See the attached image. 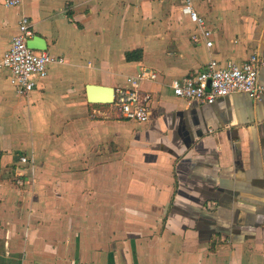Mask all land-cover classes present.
Instances as JSON below:
<instances>
[{
  "label": "crops",
  "instance_id": "obj_1",
  "mask_svg": "<svg viewBox=\"0 0 264 264\" xmlns=\"http://www.w3.org/2000/svg\"><path fill=\"white\" fill-rule=\"evenodd\" d=\"M181 5L0 2V53L25 16L64 59L24 99L0 68V264H264V93L202 105L168 87L211 60L264 59V0H193L211 48ZM143 70L146 123L87 102L86 86Z\"/></svg>",
  "mask_w": 264,
  "mask_h": 264
},
{
  "label": "built area",
  "instance_id": "obj_2",
  "mask_svg": "<svg viewBox=\"0 0 264 264\" xmlns=\"http://www.w3.org/2000/svg\"><path fill=\"white\" fill-rule=\"evenodd\" d=\"M35 1V0H31ZM6 8H16L23 0H0ZM180 12L195 24L199 34L193 36V42L201 37L207 48L213 46L212 32L206 27L205 21L198 15L193 6V0H181ZM34 36L30 20L22 16L18 23L17 34L12 38L7 51L0 53V68L9 72V82L16 96L27 98L35 89L36 83L47 76L48 68L52 64H63L62 57H55L46 51H35L27 47L26 43ZM264 68V59L252 54L242 63H227L219 65L215 60L207 63L198 73L181 79H172L169 89L173 96L189 101H196L202 105H211L217 99L231 94H245L252 100H259L264 88L257 82L258 71ZM154 71L143 70L132 77H127L126 84L114 88L112 111L118 118L136 123H146L149 119V96L143 94L140 85L144 81H155ZM26 163V158L20 159Z\"/></svg>",
  "mask_w": 264,
  "mask_h": 264
},
{
  "label": "water",
  "instance_id": "obj_3",
  "mask_svg": "<svg viewBox=\"0 0 264 264\" xmlns=\"http://www.w3.org/2000/svg\"><path fill=\"white\" fill-rule=\"evenodd\" d=\"M27 47L35 51H46L47 45L40 36H33L26 43ZM87 102L89 104H112L114 100V88L88 85L85 88Z\"/></svg>",
  "mask_w": 264,
  "mask_h": 264
},
{
  "label": "trees",
  "instance_id": "obj_4",
  "mask_svg": "<svg viewBox=\"0 0 264 264\" xmlns=\"http://www.w3.org/2000/svg\"><path fill=\"white\" fill-rule=\"evenodd\" d=\"M134 53H135V52H133V53H131V54H128V55H127V59H128V58H129V59L132 58L131 55L134 56Z\"/></svg>",
  "mask_w": 264,
  "mask_h": 264
},
{
  "label": "rangeland",
  "instance_id": "obj_5",
  "mask_svg": "<svg viewBox=\"0 0 264 264\" xmlns=\"http://www.w3.org/2000/svg\"><path fill=\"white\" fill-rule=\"evenodd\" d=\"M0 117H1V115H0ZM27 135H28V132H27ZM27 135H24L22 138H24V139L27 138Z\"/></svg>",
  "mask_w": 264,
  "mask_h": 264
}]
</instances>
